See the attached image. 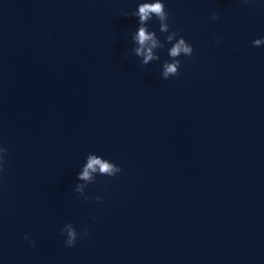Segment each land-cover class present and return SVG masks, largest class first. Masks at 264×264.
<instances>
[{
    "label": "water",
    "instance_id": "95a60500",
    "mask_svg": "<svg viewBox=\"0 0 264 264\" xmlns=\"http://www.w3.org/2000/svg\"><path fill=\"white\" fill-rule=\"evenodd\" d=\"M155 2L0 0V264H264V0Z\"/></svg>",
    "mask_w": 264,
    "mask_h": 264
},
{
    "label": "clouds",
    "instance_id": "9594fccd",
    "mask_svg": "<svg viewBox=\"0 0 264 264\" xmlns=\"http://www.w3.org/2000/svg\"><path fill=\"white\" fill-rule=\"evenodd\" d=\"M155 14L161 21L165 19V12L163 5L159 2V0H156L155 3H143L138 7V16L143 23L144 21H147L150 16ZM167 28L166 25H161V31H165ZM171 39V37H169ZM136 40L141 45L140 48L136 49V52L138 55L144 56V63L147 64L149 61L154 59L152 54V47L156 46V41L154 40L153 36L145 31L143 27H141L138 31V34L136 36ZM151 41L152 47H148L145 49V45L147 42ZM257 44L261 43V41H256ZM181 52L186 54H191L192 48L187 46L184 42V39H181L170 51V55L172 57L178 56ZM179 61L171 64L165 65V72L164 76L167 77L170 74H177V67H178ZM97 167H99L101 172H106L109 174H112L114 171H119L120 169H114V167L108 163L102 162L100 159L96 158L95 156L90 157L89 162L87 166L85 167L81 179H88L90 176V171H96ZM70 239L69 244L72 243V241L75 238L74 233H69Z\"/></svg>",
    "mask_w": 264,
    "mask_h": 264
}]
</instances>
